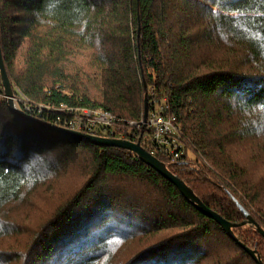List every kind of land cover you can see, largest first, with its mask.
<instances>
[{
	"label": "trees",
	"instance_id": "obj_1",
	"mask_svg": "<svg viewBox=\"0 0 264 264\" xmlns=\"http://www.w3.org/2000/svg\"><path fill=\"white\" fill-rule=\"evenodd\" d=\"M0 44L34 103L136 121L152 94L168 99L194 155L156 158L238 225L233 238L135 154L28 123L0 98V264H264V0H0ZM41 195L54 206L24 229L12 208Z\"/></svg>",
	"mask_w": 264,
	"mask_h": 264
},
{
	"label": "built area",
	"instance_id": "obj_2",
	"mask_svg": "<svg viewBox=\"0 0 264 264\" xmlns=\"http://www.w3.org/2000/svg\"><path fill=\"white\" fill-rule=\"evenodd\" d=\"M12 94L14 107L33 120L84 135L140 144L152 156L161 155L172 164L194 155L186 146L181 125L166 98L158 99L152 94L147 116L143 113L139 120L130 121L101 107L34 103L19 88L12 87ZM0 98L7 101L5 92L0 93Z\"/></svg>",
	"mask_w": 264,
	"mask_h": 264
},
{
	"label": "water",
	"instance_id": "obj_3",
	"mask_svg": "<svg viewBox=\"0 0 264 264\" xmlns=\"http://www.w3.org/2000/svg\"><path fill=\"white\" fill-rule=\"evenodd\" d=\"M0 78L1 82L4 88L5 95L7 97V104L9 109L14 112L19 118L23 119L24 121L31 123L33 125L39 126L41 128L47 129L49 131L65 135L77 140H81L87 143H90L92 145L98 146V147H110V148H118L122 150L129 151L136 156L140 160H142L144 163H146L149 167H151L154 171H156L159 175L167 179L169 182H171L177 189L178 191L186 198L188 199L192 204L196 206V208L203 214H205L207 217L213 219L217 224L221 226V228L228 233L231 237H234L233 228L238 227V225H233L226 220H224L220 215L217 213L213 212L212 210L208 209L199 199L196 197V195L192 192L191 189H189L186 184L181 181L179 178L175 177L168 169L167 166L159 161L156 157L152 156L149 154L140 144H134L131 142L127 141H121V140H114V139H106V138H100V137H94V136H89V135H84L82 133H77L74 131L66 130L63 128H59L53 125H49L43 122H39L36 120L31 119L27 115L21 113L18 111L10 98L12 97V84L10 82V79L7 75L6 71V66L4 63L3 55H2V49H1V44H0ZM147 111H148V102L147 99H145V109H144V114L145 117L147 116ZM239 208L243 213L246 215V222L243 223V226L245 225H253L255 226V222L252 219V217L239 205ZM259 233L264 237V231L258 228ZM249 254L257 259L258 257L255 255L254 252L249 251ZM260 261V260H259ZM262 264V262H259Z\"/></svg>",
	"mask_w": 264,
	"mask_h": 264
},
{
	"label": "rangeland",
	"instance_id": "obj_4",
	"mask_svg": "<svg viewBox=\"0 0 264 264\" xmlns=\"http://www.w3.org/2000/svg\"><path fill=\"white\" fill-rule=\"evenodd\" d=\"M190 150L193 151L192 148H190ZM189 159H192V158H189ZM205 161L209 164L207 160ZM80 180L81 178L77 177V182L75 179H72L70 183L62 184L61 190L65 193L68 190H73V188H75L74 186L75 182H76V185H78ZM58 197L59 196H54L52 198V201L55 199H58ZM45 202L47 201L44 199V195H41L39 198H32V200H30L29 203L23 202L21 204L14 205L10 213L11 217L14 220H16L20 226H23L24 229H30V228L32 229L34 227H37L42 222L43 217L49 214L51 212V209L54 206L53 202H50V203H45ZM10 245H13L12 241Z\"/></svg>",
	"mask_w": 264,
	"mask_h": 264
}]
</instances>
